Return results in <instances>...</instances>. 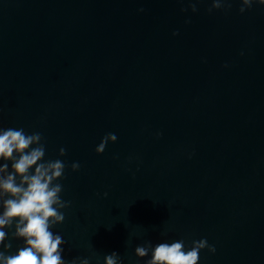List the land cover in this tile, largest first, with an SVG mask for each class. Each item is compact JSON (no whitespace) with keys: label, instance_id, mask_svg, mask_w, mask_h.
<instances>
[{"label":"clouds","instance_id":"obj_1","mask_svg":"<svg viewBox=\"0 0 264 264\" xmlns=\"http://www.w3.org/2000/svg\"><path fill=\"white\" fill-rule=\"evenodd\" d=\"M226 2L212 0L208 11L224 8ZM254 3L264 5V0H241L239 11L244 13ZM190 7L192 12L198 10L195 3H190ZM156 135L159 137L162 133ZM116 140L114 133L105 134L95 149L96 153L102 154L106 145ZM45 152L41 133L28 134L23 128H0V160L5 161L0 165V245L6 250L12 248L11 243L4 242L8 237L5 229L13 226V238L24 240V246L15 254L0 251V264H66L62 255L65 241L61 235L51 231L63 223L65 215L61 210L69 206V202L61 199L62 185L56 183L64 178L66 164L60 159L44 160ZM59 155H66V149L60 148ZM8 161H11V172ZM71 168L78 171L80 165L72 163ZM205 248L212 253L216 251L206 239L193 241L188 250H185L183 240L162 242L154 247L147 242L135 248V255L144 258L151 251V259L146 264H198L199 254ZM104 259L105 264H121L116 252ZM70 264L77 262L72 260ZM80 264L89 262L84 259Z\"/></svg>","mask_w":264,"mask_h":264}]
</instances>
